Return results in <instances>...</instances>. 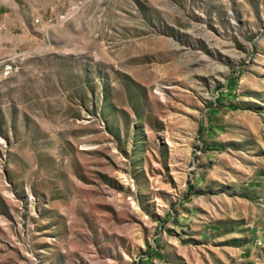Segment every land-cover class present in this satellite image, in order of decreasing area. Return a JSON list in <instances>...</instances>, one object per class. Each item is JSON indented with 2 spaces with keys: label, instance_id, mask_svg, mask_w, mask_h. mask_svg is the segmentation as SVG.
Masks as SVG:
<instances>
[{
  "label": "rangeland",
  "instance_id": "374dc122",
  "mask_svg": "<svg viewBox=\"0 0 264 264\" xmlns=\"http://www.w3.org/2000/svg\"><path fill=\"white\" fill-rule=\"evenodd\" d=\"M264 264V0H0V264Z\"/></svg>",
  "mask_w": 264,
  "mask_h": 264
},
{
  "label": "crops",
  "instance_id": "0c3cea01",
  "mask_svg": "<svg viewBox=\"0 0 264 264\" xmlns=\"http://www.w3.org/2000/svg\"><path fill=\"white\" fill-rule=\"evenodd\" d=\"M149 264H157V263L156 262L155 263L153 262V263H149Z\"/></svg>",
  "mask_w": 264,
  "mask_h": 264
}]
</instances>
